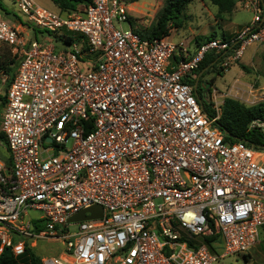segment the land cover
<instances>
[{
	"label": "built area",
	"instance_id": "1",
	"mask_svg": "<svg viewBox=\"0 0 264 264\" xmlns=\"http://www.w3.org/2000/svg\"><path fill=\"white\" fill-rule=\"evenodd\" d=\"M14 2L46 33L29 37L0 10V43L17 64L0 118V253L41 239L63 249L39 264H212L249 252L264 234V150L227 140L193 81L207 53L222 52L225 69L264 42V0L239 1L251 17L235 36L193 45L170 31L141 36L122 0L67 13ZM48 32L72 39L56 48ZM95 204L100 217L67 222Z\"/></svg>",
	"mask_w": 264,
	"mask_h": 264
},
{
	"label": "rangeland",
	"instance_id": "2",
	"mask_svg": "<svg viewBox=\"0 0 264 264\" xmlns=\"http://www.w3.org/2000/svg\"><path fill=\"white\" fill-rule=\"evenodd\" d=\"M33 1L42 8L57 11V7L51 0ZM122 1L126 4L131 16L136 18L134 27L139 26L145 32L154 22L164 2V0ZM239 1L236 0L230 12L218 14L216 7L209 1L193 0L180 17V26L170 28L171 39H185L186 43L193 45L212 36L226 38L235 36L243 30L251 17V13L245 10ZM0 5V10L9 22L21 23L24 27L25 24H29L26 33L29 37L34 36L33 23L29 22L26 16L20 12L14 0H0ZM39 31L42 30L39 29ZM39 31L35 34L38 40L41 39ZM49 38L54 42L55 47L59 45L51 36ZM0 54L3 60L8 63V49L2 44H0ZM218 67H221L220 63L216 68L209 69L200 77V80H205L209 84L205 91L202 89L197 91V96L201 101L215 112L217 109L220 110L226 97L235 99L246 106L264 101V42L247 46L241 58L229 63L219 75L216 73ZM7 155L4 142L0 141V160L5 162ZM36 214L35 211L29 212L31 216ZM262 235L249 252L220 257L212 264H264V234ZM62 249L61 241L55 239L36 240L31 248L37 257L57 255ZM17 258L20 264H28L24 252L17 254Z\"/></svg>",
	"mask_w": 264,
	"mask_h": 264
},
{
	"label": "trees",
	"instance_id": "3",
	"mask_svg": "<svg viewBox=\"0 0 264 264\" xmlns=\"http://www.w3.org/2000/svg\"><path fill=\"white\" fill-rule=\"evenodd\" d=\"M53 4L62 13L71 12L76 9L80 4L88 5L90 0H51ZM193 0H164L159 12L156 15L154 22L150 25L149 29L141 30L139 26L135 27L141 36L153 38V37H163L169 34V30L172 27L180 26V17L182 16L184 10ZM217 9V13L230 12L236 0H207ZM1 6V5H0ZM136 18H131L130 21L134 26V21ZM34 33L39 31L36 27H33ZM41 34L46 31H39ZM48 34L59 43L56 48L65 47L70 41L71 37L68 35H56L48 32ZM216 36L209 37L202 41L215 38ZM226 38V37H224ZM201 41V42H202ZM200 43V42H198ZM222 59V52L214 53L209 52L206 54L204 59L200 62L196 74L199 75L203 71L197 80L193 81L196 84V91L202 89L205 91L208 88L209 82L205 80H200V77L207 72L209 69L216 68L217 64ZM12 61V60H11ZM216 73L219 75L222 73V68L218 67ZM203 108L208 113V115L214 116L215 111L211 109L206 103L203 102ZM257 120L261 126L252 125L253 121ZM217 126L222 130L224 136L229 141H242L248 146L255 149L264 150V101L258 102L256 104L246 106L235 99L226 97L220 108V116L216 121ZM0 141L5 144V138L0 132ZM6 165H9V156L5 160ZM4 252V251H3ZM0 253V264H20L17 255H5ZM24 254L26 256V261L28 264H39V257L35 256L31 247L28 244L24 247Z\"/></svg>",
	"mask_w": 264,
	"mask_h": 264
},
{
	"label": "crops",
	"instance_id": "4",
	"mask_svg": "<svg viewBox=\"0 0 264 264\" xmlns=\"http://www.w3.org/2000/svg\"><path fill=\"white\" fill-rule=\"evenodd\" d=\"M13 24H15V23L13 22ZM15 25H19V23L15 24ZM25 25L27 26L28 24H25ZM26 31H27V29H26ZM40 35H41V37H44L43 33ZM34 36H35V34H34ZM0 44H2V43H0ZM2 45L7 47L5 44H2ZM7 49H8V54H9V57L7 58L8 63H6V61L3 60L2 55L0 54V85L2 86V87L0 86V118H1V114H2L4 106H5L6 91H7L9 82L14 75L16 65H17L16 62L11 57V53H10L8 47H7Z\"/></svg>",
	"mask_w": 264,
	"mask_h": 264
},
{
	"label": "water",
	"instance_id": "5",
	"mask_svg": "<svg viewBox=\"0 0 264 264\" xmlns=\"http://www.w3.org/2000/svg\"><path fill=\"white\" fill-rule=\"evenodd\" d=\"M201 73H199L200 75ZM198 75V78H199ZM194 92L197 96V91H196V84H195V88H194ZM198 100L201 101V99L197 96ZM48 140H50L49 138H47ZM89 214H86V213ZM102 215V207L99 204H95L92 205L86 209L80 210L79 212L73 214L72 216H70L67 219V222L71 223V222H77V221H82V220H86V219H93V218H98ZM3 254L5 255H11V251L10 248H6L3 252Z\"/></svg>",
	"mask_w": 264,
	"mask_h": 264
}]
</instances>
